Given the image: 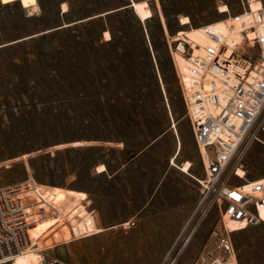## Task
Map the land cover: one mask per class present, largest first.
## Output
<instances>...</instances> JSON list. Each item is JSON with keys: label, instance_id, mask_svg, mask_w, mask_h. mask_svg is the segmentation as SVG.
Instances as JSON below:
<instances>
[{"label": "rangeland", "instance_id": "374dc122", "mask_svg": "<svg viewBox=\"0 0 264 264\" xmlns=\"http://www.w3.org/2000/svg\"><path fill=\"white\" fill-rule=\"evenodd\" d=\"M147 1L142 20L131 0H0V186L35 179L54 208L31 230L40 264H161L195 225L178 259L192 264L221 215L201 212L204 171L174 36L251 0ZM263 125L264 112L238 160L249 180L264 176ZM179 138L177 162L190 160L191 174L171 165ZM231 226L240 264H264V221Z\"/></svg>", "mask_w": 264, "mask_h": 264}, {"label": "built area", "instance_id": "2783aa9c", "mask_svg": "<svg viewBox=\"0 0 264 264\" xmlns=\"http://www.w3.org/2000/svg\"><path fill=\"white\" fill-rule=\"evenodd\" d=\"M227 13L221 27L203 25L208 42L197 44L199 52L187 43L182 53L190 63L188 72L176 66L204 171L197 178L205 192L201 212L213 205L221 212L192 264H240L231 224L247 227L264 221V177L249 180L237 171L244 148L259 139L264 112V5L253 9L249 4L240 12ZM236 178L242 181L235 182ZM37 185L29 178L0 186V262H12L15 255L36 245L31 230L53 208L46 207ZM26 197H31L28 203L23 202ZM194 227L184 230L161 264H178ZM45 264L73 263L51 257Z\"/></svg>", "mask_w": 264, "mask_h": 264}, {"label": "bare ground", "instance_id": "6f19581e", "mask_svg": "<svg viewBox=\"0 0 264 264\" xmlns=\"http://www.w3.org/2000/svg\"><path fill=\"white\" fill-rule=\"evenodd\" d=\"M2 1L11 2L15 0H2ZM20 2L23 5V7H32V6L37 5V0H22ZM130 3H131L130 5L133 8L134 12L140 19L145 20L152 15V10L147 0H131ZM249 3L253 9L260 8L261 6L264 5L261 0H251V2ZM62 5H63V10L66 11L68 9L67 4L63 2ZM219 10L220 12H226L229 10V6L227 4H222L220 5ZM30 13L32 14L31 11ZM221 21L222 19H216L214 21H211L210 23L217 24L218 27H221ZM189 22H190V18L187 15L181 18L182 24H189ZM202 27L203 26H191L190 28L179 29L178 33L174 36V40L183 41L187 43L190 42L195 46V51L199 52L200 49L198 48L197 44L205 45L208 42L206 36L203 33ZM105 36L107 39L110 38L111 34L108 30L105 31ZM174 58H175L177 68L182 72H188L190 63L186 55L183 54L182 52L175 51ZM181 147H182V142H181V139L179 138L178 148L176 152L174 153V155L171 157V161H170L171 165L177 167L185 174H191L190 169L192 167V162L190 160L188 159L184 160L181 164L177 162V158L181 152ZM106 169L107 168L105 164H100L97 168L98 172H103ZM237 171L241 177L245 178L246 171L243 168L239 167ZM129 224H130V221H125L123 223V225L125 226ZM36 246L37 244L15 255L11 264H40V261L43 259V255L41 253V250H43V248L36 249ZM6 262L8 261H2L0 262V264L6 263Z\"/></svg>", "mask_w": 264, "mask_h": 264}, {"label": "water", "instance_id": "95a60500", "mask_svg": "<svg viewBox=\"0 0 264 264\" xmlns=\"http://www.w3.org/2000/svg\"><path fill=\"white\" fill-rule=\"evenodd\" d=\"M19 1H22V0H19ZM176 49L185 53L188 49V44L187 42H183V41H178L177 44H176Z\"/></svg>", "mask_w": 264, "mask_h": 264}, {"label": "trees", "instance_id": "16d2710c", "mask_svg": "<svg viewBox=\"0 0 264 264\" xmlns=\"http://www.w3.org/2000/svg\"><path fill=\"white\" fill-rule=\"evenodd\" d=\"M129 4V2L128 3H126V5H128Z\"/></svg>", "mask_w": 264, "mask_h": 264}]
</instances>
